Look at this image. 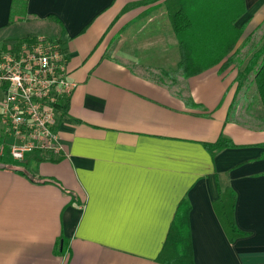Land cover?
I'll list each match as a JSON object with an SVG mask.
<instances>
[{
	"label": "crops",
	"instance_id": "obj_1",
	"mask_svg": "<svg viewBox=\"0 0 264 264\" xmlns=\"http://www.w3.org/2000/svg\"><path fill=\"white\" fill-rule=\"evenodd\" d=\"M245 3L235 22L244 55L185 76L165 0H27L23 16L0 0V49L34 20L49 32L29 35L58 40L78 82L58 116L66 153H29L18 161L25 170L0 166V264H163L156 257L184 199L195 264H264V104L249 71L264 59L253 55L264 0ZM244 69L251 82L240 90ZM253 89L255 118H237L240 102L230 114ZM4 91L0 83V102ZM221 134L234 144L213 155L207 144ZM227 185L248 231L233 241L213 204Z\"/></svg>",
	"mask_w": 264,
	"mask_h": 264
},
{
	"label": "trees",
	"instance_id": "obj_2",
	"mask_svg": "<svg viewBox=\"0 0 264 264\" xmlns=\"http://www.w3.org/2000/svg\"><path fill=\"white\" fill-rule=\"evenodd\" d=\"M168 6L170 20L174 31L179 38L181 60L178 65L179 71L185 76L196 74L208 66L223 61L221 69L227 68L233 61V55L242 54L240 40L243 37L245 27L237 26L236 20L246 12L245 0H165ZM27 6V0H12V16L18 14L23 16ZM35 35H27L18 38L17 43L30 40ZM264 53V44L255 51ZM257 53V54H258ZM260 55V54H258ZM239 61H241L239 59ZM247 69V67H245ZM238 74L237 80L240 88L246 78L245 70ZM255 71V83L264 104V59L260 62L254 59L250 70ZM230 108V114L233 106ZM68 106L65 101L59 107L62 111ZM234 143L230 137L221 134L219 138L207 144L213 155L222 148L232 146ZM264 146V143H263ZM8 144H4L0 153V166L10 167L16 170H25L20 162L8 156ZM264 156V151L262 153ZM43 158V157H42ZM41 157L37 156L36 160ZM43 180L55 181L54 178L45 177ZM236 191L230 185L220 187L218 197L213 201L218 217L231 241L240 236L248 234L241 229L235 218ZM190 205H186V199L182 200L174 215L170 230L164 244L156 257L163 264H195L190 222L188 212ZM62 251L66 250V237L61 235L59 245Z\"/></svg>",
	"mask_w": 264,
	"mask_h": 264
},
{
	"label": "built area",
	"instance_id": "obj_3",
	"mask_svg": "<svg viewBox=\"0 0 264 264\" xmlns=\"http://www.w3.org/2000/svg\"><path fill=\"white\" fill-rule=\"evenodd\" d=\"M63 45L46 34L0 49V125L9 155L25 160L32 152L45 157L66 153L59 131L60 105L78 82L69 77Z\"/></svg>",
	"mask_w": 264,
	"mask_h": 264
},
{
	"label": "rangeland",
	"instance_id": "obj_4",
	"mask_svg": "<svg viewBox=\"0 0 264 264\" xmlns=\"http://www.w3.org/2000/svg\"><path fill=\"white\" fill-rule=\"evenodd\" d=\"M37 24L38 23L36 21H34V20L32 22H30V21L29 22H23V25H25L27 27L26 30H28V32H24L23 34L24 35H26V34H28V35L29 34H34V33L38 32V31H44V32L47 31V32H49V29H47L45 26H42V25L39 26L38 25L39 26L38 27ZM241 55H244V51H242V54ZM250 82L247 81L246 84H243V86H242L243 89H244L245 86H247L248 84H250ZM241 88H240V90H241ZM238 94H239V100H235V106H236V104L238 105L239 102L240 103H243V105H245V106L246 105H248V106L244 107L241 104V108H240L241 113L238 114V117L237 118L240 119V120H243V119H246V120L254 119L255 116L253 118H249V117L250 116H253L252 114H256L257 113V110H258L257 109V106H256V104L258 102V95H257L256 90L253 89V90L249 91L248 94H246V96H243V93L241 91ZM245 98L248 100L249 103H247V101H246ZM233 108H235V107H233ZM233 108H232V111H233ZM247 108L249 110H247ZM232 111H231V113L233 115L234 114L233 113L234 111L233 112ZM258 124H259V121H258Z\"/></svg>",
	"mask_w": 264,
	"mask_h": 264
}]
</instances>
